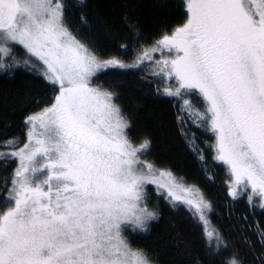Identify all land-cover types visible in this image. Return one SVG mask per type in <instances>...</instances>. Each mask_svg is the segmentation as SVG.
<instances>
[{"label": "snow or ice", "instance_id": "obj_1", "mask_svg": "<svg viewBox=\"0 0 264 264\" xmlns=\"http://www.w3.org/2000/svg\"><path fill=\"white\" fill-rule=\"evenodd\" d=\"M111 8L0 0V77L25 80L12 108L26 130L0 139V264H162L133 247L162 217L150 186L199 232L172 239L178 264H264V0H183L181 21L151 35L138 5ZM116 70L174 110L206 175L200 137L226 168L227 229L196 184L149 159L150 134L101 82Z\"/></svg>", "mask_w": 264, "mask_h": 264}, {"label": "trees", "instance_id": "obj_2", "mask_svg": "<svg viewBox=\"0 0 264 264\" xmlns=\"http://www.w3.org/2000/svg\"><path fill=\"white\" fill-rule=\"evenodd\" d=\"M98 6L101 13L110 18L119 15V11L113 12L111 5L121 0H86ZM138 5L137 11L145 33L151 35L160 30L163 24H176L181 21L183 0H128ZM116 51L115 48L112 49ZM157 58H159L157 54ZM120 70L114 75L102 77L101 82L117 85L121 101L124 106L133 114L136 129L146 131L152 139L150 160L156 161L158 165L171 168L177 175L186 177L187 183L196 184L205 194L208 200L212 201L216 213L211 217L212 223L223 229H227L229 220L227 216V170L217 163L213 166L212 153L207 150L205 138L200 137L198 143L201 148L206 149L208 157V174L214 176L209 180L203 172L196 157L189 151L185 142L180 138L175 123L174 110L167 104L154 102L144 96L143 90L137 83V78L120 76ZM150 67L143 69L148 75ZM139 75V74H138ZM24 78L12 80L0 77V139L7 136L24 138L25 129L22 126L23 113L13 110V95L23 90ZM7 97V99H6ZM199 135V134H198ZM4 168L0 167V185L3 184ZM152 187V186H150ZM153 204H158L162 217L159 221L153 222L154 226L150 234H139L133 247H142L151 250L159 255L162 264H178L179 257L176 255L171 244L172 239L180 233L187 240H195L199 232L194 229L190 213L181 208L179 211L172 209L163 199H155V188L152 187ZM2 199V196H0ZM246 202L241 201L237 206V212L244 214ZM255 219L264 223V215L260 214L259 208L256 211Z\"/></svg>", "mask_w": 264, "mask_h": 264}, {"label": "rangeland", "instance_id": "obj_3", "mask_svg": "<svg viewBox=\"0 0 264 264\" xmlns=\"http://www.w3.org/2000/svg\"><path fill=\"white\" fill-rule=\"evenodd\" d=\"M189 149V148H188ZM189 151L192 153V151L189 149ZM193 154V153H192ZM194 155V154H193ZM195 156V155H194ZM196 157V156H195ZM196 159H197V157H196ZM197 161H198V159H197ZM199 162V161H198ZM204 167V166H203ZM204 172V171H203ZM204 174H205V172H204ZM208 175H210V174H208L207 173V175L205 174V176H206V178L208 177ZM162 180H165V179H167L166 177H163V178H161ZM152 187H154V186H152Z\"/></svg>", "mask_w": 264, "mask_h": 264}]
</instances>
